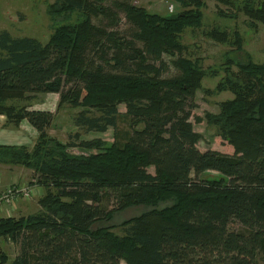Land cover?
Wrapping results in <instances>:
<instances>
[{
	"label": "trees",
	"instance_id": "trees-1",
	"mask_svg": "<svg viewBox=\"0 0 264 264\" xmlns=\"http://www.w3.org/2000/svg\"><path fill=\"white\" fill-rule=\"evenodd\" d=\"M181 1L188 10L160 14L132 0H56L48 13L60 21L47 42L0 31V113L39 132L33 150L0 147V160L33 167L47 188L40 211L0 218L1 264H264V62L243 51L239 30L233 39L228 28L206 31L235 47L216 85L234 97L196 113L208 70L180 35L203 24L206 2ZM218 1L237 6L220 16L264 25V0ZM32 93L80 107L74 123L86 132L116 128L121 104L134 127L123 144L79 132L63 144L49 138L53 111L7 102ZM204 121L217 127L218 147L200 149L195 124ZM139 205L153 207L122 223L123 235L94 227ZM2 238L18 246L11 261Z\"/></svg>",
	"mask_w": 264,
	"mask_h": 264
},
{
	"label": "rangeland",
	"instance_id": "rangeland-1",
	"mask_svg": "<svg viewBox=\"0 0 264 264\" xmlns=\"http://www.w3.org/2000/svg\"><path fill=\"white\" fill-rule=\"evenodd\" d=\"M49 3L44 5L43 3H35L33 0L32 8H34L33 12V21L32 28L35 33V37L40 38L43 42H47L50 39V36L53 33V28L57 23L59 24L60 18L57 21H53L51 16L48 13V17L44 14L45 6L47 10L49 6L54 3L55 0H48ZM187 1V0H185ZM241 1V0H235ZM206 6L203 8V24L200 27H187L181 36V41L187 45L186 55L192 59H199L201 61V65L208 70V74L204 77L202 84V89L197 90L195 100L199 104V109L196 113L204 116L207 112H217L218 111V103L223 100L232 99L234 94L230 91H222L218 92L216 90V85L220 81V79L225 75V71L223 70V66L225 65V61L227 59L228 51H232L235 47L231 42H218L211 37L206 35V31L212 29L214 26H221L222 28H228L230 35L233 34L234 30H239L243 37V51H249L251 57L256 62H264V25L259 23L256 25V28H252L248 26V18L243 13H238L236 18L223 17L219 15V10H223L228 13H235L237 11L236 3L234 4H226L219 2L218 0H205ZM132 3L135 5L144 7L150 12H156L160 14H171L177 13L179 11H186L189 9V6H184L181 0H132ZM237 4H239L237 2ZM240 5V4H239ZM26 8L25 5H18ZM171 6L173 9L171 10ZM43 13L41 14V12ZM42 15V19L40 17ZM122 22L124 19V13L119 14ZM101 17V16H100ZM70 21H75L78 19V13H73L71 15ZM39 20V21H37ZM232 39L235 37L231 35ZM139 46L141 44L139 43ZM241 51L240 55L244 57V52ZM235 56L234 54H232ZM165 58L168 62L171 63L173 56L165 55ZM210 68L212 70L218 69V74L213 75L209 71ZM232 71L237 73L238 67L236 65L232 66ZM175 73V69L172 66L171 75ZM210 89L212 92H205V90ZM7 102H12L16 105H29L33 109L40 110H51L54 113V119L52 124L48 128L49 138L52 140H58L59 142L65 144L69 142L71 139L77 141L78 139H74L73 135L75 133L80 134L81 139H95L101 138L105 140L108 144H111L115 140L123 144L125 140L130 135L134 122L132 119L125 114L126 106L124 104L120 105L121 115L118 119V124L116 128H110L107 132H86L84 129L77 127L74 123V118L81 111L80 107H73L69 103H65L60 105V95L58 93H32L28 99L26 98H13L8 100ZM194 120V119H193ZM137 127H142V125H138ZM196 128L203 135L202 140L199 142V147L201 150H205L211 147H218L215 142V136L217 134V127L211 124H207L204 121L203 124H197ZM39 138L32 145V150L38 144ZM72 141V140H71ZM73 154H88L92 152L91 150H85L82 148H70L69 149ZM96 152L95 150H93ZM19 169V170H18ZM18 176H21L24 179L25 183L22 188L28 187L27 189H33V193L30 197H24L22 195L18 196L14 199V201H9V198L3 197L0 201V209L3 207L9 208L10 211H15L19 205H26L27 207H23L24 213H31L36 211L39 208V200L42 196H44L47 192V188L44 186H40L36 179L35 169L33 167H20L17 168ZM150 171L154 172V168L151 167ZM214 174V173H213ZM30 182V183H28ZM20 186H14V189L19 188ZM41 187L43 188V192H41ZM6 191H1L0 196L2 197ZM42 193V195H41ZM167 203H159V207H163ZM153 206H132L124 211L114 213L111 218L108 220H104L94 225L95 226H103V227H111V231L123 235V226L126 220H129L135 216L142 214L143 212L151 209ZM40 211V210H39ZM38 212V211H37ZM13 213V212H11ZM8 214V213H6ZM21 216H16L19 218ZM4 249L8 252L11 258L15 256L18 252V246L16 245H5ZM261 262V260H260Z\"/></svg>",
	"mask_w": 264,
	"mask_h": 264
},
{
	"label": "crops",
	"instance_id": "crops-1",
	"mask_svg": "<svg viewBox=\"0 0 264 264\" xmlns=\"http://www.w3.org/2000/svg\"><path fill=\"white\" fill-rule=\"evenodd\" d=\"M35 1H36L35 3L39 2L40 4L43 3L44 5H47L49 3L48 0H35ZM32 4H33V0H0V31L6 30L13 37H23V36L35 37L36 35L33 32V28H32V21H33L32 15L35 10L34 8H32ZM18 5H25L26 8ZM42 13L43 11L41 12V14ZM44 14L46 17H48V10L46 6L44 9ZM41 19H42V15L40 17V20ZM1 53H2V49L0 48V54ZM217 112H219V105ZM196 125L197 124H195V129L198 130L196 128ZM38 137H39V132L27 120H22L20 124L17 125L14 124L13 122H10L5 114L0 113V147L25 146L29 151H31L32 145L38 139ZM20 167H25V169L27 168L26 166L21 164H14L11 162H5L0 160V192L7 191L9 188L17 185L20 186V188L22 187L21 185L25 183L24 179L27 178L18 176L17 172L19 169L17 170V168ZM42 189L43 188L41 187V192H43ZM38 205L39 208L37 211L42 209L40 203ZM23 207H27V206L25 204L24 205L20 204L19 208L17 207L15 211L13 210L10 211L9 208L5 209V207H3L2 210L0 209V218L9 217V216H14V217L26 216L34 213V212L31 213L22 212ZM1 244H2V249L4 253L8 255L9 260L10 261L13 260L17 253L13 258H11L8 252L4 249V246L16 245V244L9 238H2Z\"/></svg>",
	"mask_w": 264,
	"mask_h": 264
},
{
	"label": "built area",
	"instance_id": "built-area-1",
	"mask_svg": "<svg viewBox=\"0 0 264 264\" xmlns=\"http://www.w3.org/2000/svg\"><path fill=\"white\" fill-rule=\"evenodd\" d=\"M171 8V10L173 9V6H171L170 7ZM28 187H25V188H18V190L17 189H14L13 187H11V188H9L4 194H3V196L1 197L0 196V201H1V199L3 198V197H7V198H9V201H14V199L15 198H17L18 196H20V195H22V196H24V197H30L31 195H32V191H33V189L31 188V189H27Z\"/></svg>",
	"mask_w": 264,
	"mask_h": 264
}]
</instances>
